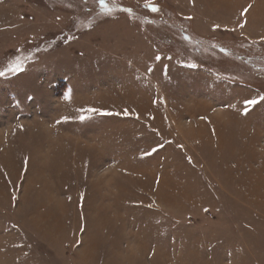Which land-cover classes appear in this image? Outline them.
Here are the masks:
<instances>
[{"label": "rangeland", "instance_id": "1", "mask_svg": "<svg viewBox=\"0 0 264 264\" xmlns=\"http://www.w3.org/2000/svg\"><path fill=\"white\" fill-rule=\"evenodd\" d=\"M105 2L0 0V264H264V0Z\"/></svg>", "mask_w": 264, "mask_h": 264}, {"label": "trees", "instance_id": "2", "mask_svg": "<svg viewBox=\"0 0 264 264\" xmlns=\"http://www.w3.org/2000/svg\"><path fill=\"white\" fill-rule=\"evenodd\" d=\"M186 37L188 38V36ZM191 39L195 41L197 48H203V45H207V40L200 37L191 35ZM251 45L253 46L251 49L249 46L243 48H231L220 43H214L212 46L218 50V53L225 56L227 61L231 62L237 60L234 62H243L248 67L250 66L249 68L251 69V72L256 73L261 78H264V42H255ZM256 47L261 51H257Z\"/></svg>", "mask_w": 264, "mask_h": 264}, {"label": "crops", "instance_id": "3", "mask_svg": "<svg viewBox=\"0 0 264 264\" xmlns=\"http://www.w3.org/2000/svg\"><path fill=\"white\" fill-rule=\"evenodd\" d=\"M257 14V10H240L239 12V16L236 18V17H233V21H231V18H232V14L230 15H227V23L224 22L225 24H222V23H218L217 25H219V27H217L216 25L212 27L211 30H218L220 29L221 26L225 27L226 29L228 30H235L237 31L238 29H243V30H246L248 28H250V26L253 24L252 23V17L254 14ZM193 18V17H192ZM239 22H237L235 24V19ZM191 19V18H190ZM260 19H258L256 22H257V25H258V29L256 30L257 34L261 32V28L259 29V26L261 25L260 24ZM237 25V26H236ZM239 31V30H238ZM243 35L247 38H251V36H249L247 33H243ZM256 38V37H255ZM258 40H263L264 38H259L257 37Z\"/></svg>", "mask_w": 264, "mask_h": 264}, {"label": "snow or ice", "instance_id": "4", "mask_svg": "<svg viewBox=\"0 0 264 264\" xmlns=\"http://www.w3.org/2000/svg\"><path fill=\"white\" fill-rule=\"evenodd\" d=\"M99 3H100L102 8L108 9V4L105 2V0H99ZM153 11H157V9L153 8ZM217 27H219V26H217ZM157 59H160V57H157ZM191 67L195 68L197 66L195 64H193V65H191ZM20 71H22V65H21V62L18 60L15 64L10 65L6 69L0 70V77H5V76H7L10 73H18ZM262 101H264V96H261L258 99H247L245 101V104L249 105V106H254V105H257L258 103H260ZM81 111H87L88 113H95L98 110L94 109V108H88L86 110H81ZM246 111H247V109H246ZM105 114L107 115L108 113H105ZM128 114H129L128 111L125 110L124 115L127 116ZM87 118L88 117L85 116V115H80V117H79V119L82 120V121L86 120ZM64 119L67 120L68 118L65 117ZM152 151L154 152V151H156V149L154 148V149H152Z\"/></svg>", "mask_w": 264, "mask_h": 264}]
</instances>
